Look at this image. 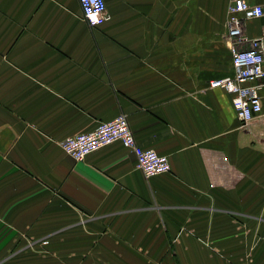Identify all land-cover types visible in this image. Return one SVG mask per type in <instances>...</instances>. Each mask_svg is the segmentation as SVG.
<instances>
[{"label": "crops", "instance_id": "obj_1", "mask_svg": "<svg viewBox=\"0 0 264 264\" xmlns=\"http://www.w3.org/2000/svg\"><path fill=\"white\" fill-rule=\"evenodd\" d=\"M229 2L106 0L92 28L79 0H0V264H264V115L241 126L210 86ZM119 114L169 173L61 147Z\"/></svg>", "mask_w": 264, "mask_h": 264}, {"label": "built area", "instance_id": "obj_2", "mask_svg": "<svg viewBox=\"0 0 264 264\" xmlns=\"http://www.w3.org/2000/svg\"><path fill=\"white\" fill-rule=\"evenodd\" d=\"M79 2L82 17L90 27L101 26L110 19L106 0ZM227 12L233 74L211 81L210 86L225 88L232 95L237 118L241 126L248 127L264 115V27L256 36L248 33L249 22L264 18V0H230ZM114 142H121L135 154L136 167L147 177L171 171L167 155L137 143L125 114L100 122L92 131L67 136L60 144L75 160L83 161L92 152Z\"/></svg>", "mask_w": 264, "mask_h": 264}, {"label": "rangeland", "instance_id": "obj_3", "mask_svg": "<svg viewBox=\"0 0 264 264\" xmlns=\"http://www.w3.org/2000/svg\"><path fill=\"white\" fill-rule=\"evenodd\" d=\"M225 38V42L228 44L230 42V40L227 38V37H224ZM230 45V43H229Z\"/></svg>", "mask_w": 264, "mask_h": 264}]
</instances>
